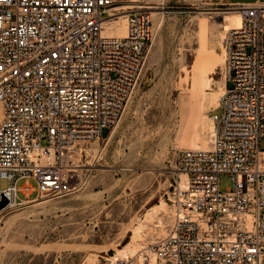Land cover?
<instances>
[{
    "label": "built area",
    "instance_id": "2783aa9c",
    "mask_svg": "<svg viewBox=\"0 0 264 264\" xmlns=\"http://www.w3.org/2000/svg\"><path fill=\"white\" fill-rule=\"evenodd\" d=\"M193 1L211 16L242 15L223 40L225 90L210 142L176 153L167 235L105 264H264V0ZM119 3L0 0V181L9 183L2 211L18 205L19 193L79 192L78 145L104 138L135 96L154 20L134 9L126 36H108ZM222 175L233 180L226 191Z\"/></svg>",
    "mask_w": 264,
    "mask_h": 264
},
{
    "label": "rangeland",
    "instance_id": "374dc122",
    "mask_svg": "<svg viewBox=\"0 0 264 264\" xmlns=\"http://www.w3.org/2000/svg\"><path fill=\"white\" fill-rule=\"evenodd\" d=\"M119 2L123 14L152 12L154 39L141 85L115 128L78 145L79 192L60 199L19 193L17 206L0 210V264H105L169 231L176 153L204 149L210 139V118L225 90L227 31L193 0ZM8 185L1 180L0 191ZM232 185L229 175L220 177L221 191Z\"/></svg>",
    "mask_w": 264,
    "mask_h": 264
},
{
    "label": "bare ground",
    "instance_id": "6f19581e",
    "mask_svg": "<svg viewBox=\"0 0 264 264\" xmlns=\"http://www.w3.org/2000/svg\"><path fill=\"white\" fill-rule=\"evenodd\" d=\"M119 1H121V0H119ZM126 16H127V13H124V14L120 13V15L116 19H112L111 21H107L105 34L108 35L107 33H109L110 35H108V36H112V37H125L126 36ZM218 17L221 18V21H217ZM210 18L212 20H215L216 23L218 24V26H220L224 32L229 31V30L234 29V28H239L242 25V15L238 11H231V12H228L225 14L215 13ZM110 24L112 26H109ZM124 26H125V28H124ZM223 62H224V59H223ZM218 101H219V99H218ZM213 130H214V127L211 126V133L213 132ZM209 142H210V139L206 143L207 146H208ZM206 147H204V148H206ZM199 149H202V148H199ZM121 256L124 257L125 255H121Z\"/></svg>",
    "mask_w": 264,
    "mask_h": 264
},
{
    "label": "water",
    "instance_id": "95a60500",
    "mask_svg": "<svg viewBox=\"0 0 264 264\" xmlns=\"http://www.w3.org/2000/svg\"><path fill=\"white\" fill-rule=\"evenodd\" d=\"M8 203V199L4 195H2L0 201V210H3L8 205Z\"/></svg>",
    "mask_w": 264,
    "mask_h": 264
}]
</instances>
